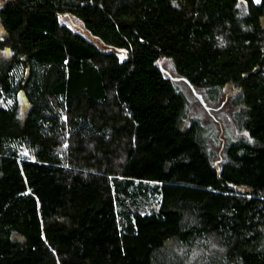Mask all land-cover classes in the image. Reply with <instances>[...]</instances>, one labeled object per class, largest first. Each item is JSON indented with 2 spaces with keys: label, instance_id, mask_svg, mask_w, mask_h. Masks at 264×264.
Here are the masks:
<instances>
[{
  "label": "trees",
  "instance_id": "obj_1",
  "mask_svg": "<svg viewBox=\"0 0 264 264\" xmlns=\"http://www.w3.org/2000/svg\"><path fill=\"white\" fill-rule=\"evenodd\" d=\"M0 2V264H264V0Z\"/></svg>",
  "mask_w": 264,
  "mask_h": 264
},
{
  "label": "rangeland",
  "instance_id": "obj_2",
  "mask_svg": "<svg viewBox=\"0 0 264 264\" xmlns=\"http://www.w3.org/2000/svg\"><path fill=\"white\" fill-rule=\"evenodd\" d=\"M1 6L2 3L0 2V8ZM4 34V29L0 21V35L3 36ZM2 55L9 54L7 52H3ZM176 82L190 103L191 116L199 118L208 130L214 128L215 131H217V137L219 138L221 144L222 142L225 143L227 141H232L238 136H241L233 119L231 109L228 107L226 102L222 101L224 98L214 103L206 98L204 92L198 90L194 91L186 81L176 79ZM196 94L202 95L206 105H203ZM21 103L24 112H27L29 106L23 95L21 96ZM14 238L20 239V235L15 234Z\"/></svg>",
  "mask_w": 264,
  "mask_h": 264
},
{
  "label": "water",
  "instance_id": "obj_3",
  "mask_svg": "<svg viewBox=\"0 0 264 264\" xmlns=\"http://www.w3.org/2000/svg\"><path fill=\"white\" fill-rule=\"evenodd\" d=\"M192 88H193V86H192ZM193 90L195 91V89L193 88ZM197 95V97L200 99V101L203 103V105H206L205 104V101H204V99H203V97H202V95H200V94H196Z\"/></svg>",
  "mask_w": 264,
  "mask_h": 264
}]
</instances>
